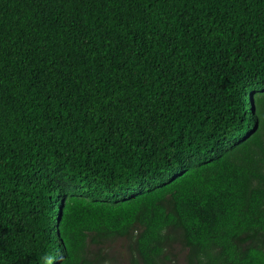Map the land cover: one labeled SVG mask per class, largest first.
Wrapping results in <instances>:
<instances>
[{
	"label": "trees",
	"instance_id": "trees-1",
	"mask_svg": "<svg viewBox=\"0 0 264 264\" xmlns=\"http://www.w3.org/2000/svg\"><path fill=\"white\" fill-rule=\"evenodd\" d=\"M123 261L264 264V0H0V264Z\"/></svg>",
	"mask_w": 264,
	"mask_h": 264
},
{
	"label": "rangeland",
	"instance_id": "rangeland-1",
	"mask_svg": "<svg viewBox=\"0 0 264 264\" xmlns=\"http://www.w3.org/2000/svg\"><path fill=\"white\" fill-rule=\"evenodd\" d=\"M119 248H120V245L117 246V249L114 248L115 253H116V251H119L120 250ZM117 253H119V252H117ZM123 257H124V255H123ZM123 263H124V261L122 262V264Z\"/></svg>",
	"mask_w": 264,
	"mask_h": 264
}]
</instances>
